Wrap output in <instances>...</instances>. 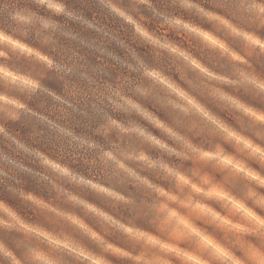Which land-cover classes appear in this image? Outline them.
I'll return each mask as SVG.
<instances>
[{"label": "clouds", "instance_id": "clouds-1", "mask_svg": "<svg viewBox=\"0 0 264 264\" xmlns=\"http://www.w3.org/2000/svg\"><path fill=\"white\" fill-rule=\"evenodd\" d=\"M95 2L130 38L68 0H0V185L10 194L0 197V264H264V0H169L163 11L154 0ZM110 67L117 75L102 79ZM47 72L63 96L43 84ZM38 94L61 116L34 111ZM82 102L95 127L78 132L69 120ZM23 117L45 124L60 151L10 127Z\"/></svg>", "mask_w": 264, "mask_h": 264}, {"label": "trees", "instance_id": "trees-1", "mask_svg": "<svg viewBox=\"0 0 264 264\" xmlns=\"http://www.w3.org/2000/svg\"><path fill=\"white\" fill-rule=\"evenodd\" d=\"M125 1V0H123ZM127 1V0H126ZM165 0H154V3L158 9L166 10L168 9L167 3L165 4ZM22 5L31 6L30 0H20ZM69 5L84 13L89 19H91L94 15L97 16L101 23L108 25L109 28L119 32L125 38H130V32H125L120 25V22L113 17L107 16L103 14L100 8L97 6L95 0H68ZM129 5H125L127 7ZM149 11V10H148ZM140 12L145 17L149 16L146 8L141 7ZM60 22H63V18H57ZM6 22V17L0 15V24H4ZM116 24H114V23ZM72 28L80 32L81 29L79 25H72ZM82 36L85 39L91 40L94 38H98V34L95 32H82ZM62 44H67L69 42L64 41L62 39ZM134 47L136 45H133ZM72 47H77L75 43H72ZM143 47H137V51L141 53ZM109 51H114L117 53H124L115 42H112L108 45ZM82 54L86 55V59L90 67H100L101 64L97 63L96 59L100 58L98 53L91 52L89 49H80ZM68 55L70 53H64ZM148 58V57H146ZM104 59V58H103ZM111 69V67H110ZM37 70H39V66H37ZM43 84L49 88L50 90L54 91L58 95L63 96L65 93V84L64 81L61 80L55 72H47L45 73ZM29 106L36 112L42 113L45 115L51 114V118H57L61 116V113L58 111L59 105L54 104L52 99L47 96L46 94H38L32 97L29 101H27ZM71 113V109H68ZM82 112H87V116L82 115ZM69 123H71L78 132L80 131H87L89 127H95V123L92 120V112L89 107L86 106L85 103H81L78 105V111L71 114ZM17 133H19L24 139L29 140L30 142H35V145L41 147L45 151L49 152H59L61 149V145L54 139L53 134L49 131L48 127L41 123L40 121L36 120L34 117H23L22 120L16 124L10 125ZM97 139H99L97 137ZM73 166L76 167L80 171H87V167L83 164L82 161H75L73 162ZM21 179L24 182V186L28 190H32L34 192H38L43 195H47L44 191L42 185L36 183V181L27 175H22ZM9 193L6 191L4 186L0 185V197L8 198ZM13 203H18V201H11ZM25 210V209H24Z\"/></svg>", "mask_w": 264, "mask_h": 264}, {"label": "rangeland", "instance_id": "rangeland-1", "mask_svg": "<svg viewBox=\"0 0 264 264\" xmlns=\"http://www.w3.org/2000/svg\"><path fill=\"white\" fill-rule=\"evenodd\" d=\"M165 1H166L165 4L167 3V5L169 6V0H165ZM122 3H123L124 6H125V5H130V4L132 3V0H127V1H126V0H125V1L122 0ZM159 10H161V9H159ZM147 12L149 13L150 11L147 10ZM148 18H149V20H151V23L149 24V27L154 29V28L156 27V23H157V22H156L155 20L152 19V14H151V12L149 13ZM113 23H114V22H113ZM114 24H116V23H114ZM115 53H116L117 55H119L121 58H123V57L125 56L123 53H117V52H115ZM140 54H141V55H142V56H143L148 62H152L153 57H152V53H151V50H150V49H148V48H146V47H143V48H142V51H141ZM98 56H99V54H98ZM146 57H148V58H146ZM100 59H101V58L96 59L97 63H100ZM104 59L106 60L107 58H104ZM107 63L111 65V64H113L114 62L108 60ZM20 66H22L25 70H29V69L32 68L31 65L27 64V63L24 62V61H21V62H20ZM100 67H102V66H100ZM105 73H107V74H105ZM116 75H117V69H116V68H111V69H110V68H107V69H104V71L100 73L101 78L104 79V80L114 79ZM161 116H162V118H164V116H163L162 113H161ZM118 118L123 119L122 116H121V117H118ZM157 134H158V133H157ZM24 211H25V213H26L27 215H31V212L28 211L27 209H25Z\"/></svg>", "mask_w": 264, "mask_h": 264}]
</instances>
